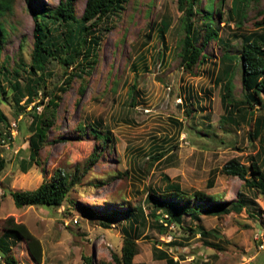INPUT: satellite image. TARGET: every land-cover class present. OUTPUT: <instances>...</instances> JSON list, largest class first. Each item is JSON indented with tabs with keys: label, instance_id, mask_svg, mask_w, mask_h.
Segmentation results:
<instances>
[{
	"label": "rangeland",
	"instance_id": "rangeland-1",
	"mask_svg": "<svg viewBox=\"0 0 264 264\" xmlns=\"http://www.w3.org/2000/svg\"><path fill=\"white\" fill-rule=\"evenodd\" d=\"M10 1L12 12L0 19L6 31L0 61L8 59V69L13 70L18 60L30 63L33 14L54 9L61 0ZM85 1L73 0L76 20ZM191 1L193 33L203 35L206 24L217 33V39L202 45L203 61L191 74L180 64L186 9L177 0H128L114 21L100 28L97 63L91 74L73 79L65 92L57 91L66 78L64 73L79 71L49 60L47 88L61 101L38 165L25 174L19 164L28 161L27 127L35 103L21 113L12 92H7V99L0 98L5 118L0 131H8L13 122L18 126L14 152L10 159L6 157L9 161L0 176V238H4L3 220L11 217L40 242L41 264H87L85 259L89 264H116L112 256L120 257L122 228L128 230L131 223L137 251L133 264H165L154 257L155 247L178 264H264V196L222 171L228 161L237 159L249 178L251 161L264 163V142L259 143V137L251 140L244 119L239 118L238 125L221 119L226 73L233 76L232 98L241 100L250 93L241 85L239 65L222 57L237 56L247 41L264 44V0L248 1L241 25L231 16L232 0ZM161 20L168 24L163 32ZM3 85L7 90L5 81ZM132 85H136L135 101L130 103ZM42 111V107L36 109L37 114ZM252 121L255 126L259 121L264 125V104H255ZM80 122L83 130L77 128ZM105 135L111 141L103 147L98 138ZM260 138L264 140V132ZM163 152L161 158L152 159ZM92 154L99 155L96 162L89 161ZM59 169L78 170L77 182L61 207L14 206L10 191L34 190ZM164 176L185 193H224V203L242 196L247 206L239 214L220 217L200 215L194 220L183 216L181 226L169 225L166 235H161L149 217L157 202L147 197L150 191L166 189ZM139 210L148 218L144 226L137 225L138 217H134ZM114 213L120 214L115 221L111 219ZM156 214L155 220L160 221L162 214ZM190 227L205 230L209 236L193 234ZM10 246L20 264H33L24 243L10 241Z\"/></svg>",
	"mask_w": 264,
	"mask_h": 264
},
{
	"label": "trees",
	"instance_id": "trees-1",
	"mask_svg": "<svg viewBox=\"0 0 264 264\" xmlns=\"http://www.w3.org/2000/svg\"><path fill=\"white\" fill-rule=\"evenodd\" d=\"M127 1L86 0L82 15L76 20L73 12V0H61L54 9H44L39 13H34L32 16L34 28L30 63L27 65L23 61L18 60L13 70H11L8 69V59L0 61V98L5 100L7 99V92H12L15 95L13 102L21 113L35 103L30 114L31 121L27 127L29 133L27 142L28 161L24 162L22 160L19 164V170L23 174L28 172L33 164L38 165L39 152L47 140L48 130L55 126L57 108L61 101V97L57 93L48 91L45 81L47 63L49 60H53L62 67L76 66L79 71V74L74 70V72L69 74L64 73L66 78L58 87L57 91L59 92H65V88H69L76 77L83 79V76H89L97 63L96 48L99 46L100 37L98 33L100 28L105 23H112L114 18L124 9ZM248 1H231V16L238 20L237 25H241ZM191 2V0H177L179 7L186 9L182 24L184 36L180 40V64L182 69L190 74L193 73L194 69L199 68L203 61L201 55L202 45L211 39H217V33L210 24L205 25L203 35H195L193 33L194 24L191 21L193 12ZM12 7L13 4L10 0H0V19L10 14ZM160 24L162 32L168 29V24L165 20H161ZM5 37L6 31L0 27V52L2 41ZM198 43L201 44V48L198 47ZM222 58L239 65L241 85L250 93L243 94L244 96L241 100L232 98L231 81L233 76L226 73L224 84L226 93L222 94L221 97L224 105V115L221 119L234 125H238L239 118L244 119L251 130L249 134L251 140L253 137L255 139L259 137L258 142L262 143L264 140L260 138V132H264V125L261 121L256 126L253 125L252 118L255 104L259 107L264 104L262 98L264 94V44L259 46L256 40L247 41L241 46L237 56ZM21 79H23V83ZM3 81H5L9 91L4 90ZM135 88L136 85H132L130 88V103L135 101ZM79 91L82 94L83 89ZM45 99H48L46 103L44 102ZM21 102L23 104L19 106ZM39 107H42L43 111L37 114L36 109ZM3 123H5V118L0 110V124ZM257 126H260V128ZM77 128L83 130L84 127L81 122L78 123ZM17 129L18 126H16V131H18ZM19 132L22 133V129H19ZM7 133V131L3 133L0 131V136ZM98 139L103 147L111 141V138L107 135ZM163 155L164 152L156 154L152 159H159ZM98 157V154H92L89 161L96 162ZM8 159L0 157V176L5 172ZM262 164L263 166H261ZM249 165L251 170L249 178L246 177V169L237 159L228 161L223 166L222 171L225 175L235 176L243 181L245 188L255 191V194L264 196V163L251 161ZM77 171L76 169L73 173H67L61 169L56 170L49 179H44L36 189L31 191H10L9 195L14 206L18 209L23 207L57 209L62 206L74 184H76ZM164 181L166 189L162 193L150 191L151 195L147 197L149 202H157V205L151 209L149 217L161 235H166L169 225L181 226L183 216H188L194 220H197L200 215L220 217L231 213L239 214L247 206L242 196H239L236 201L224 203L221 202L225 196L224 193L209 195L197 191L185 193L176 184H171L168 177L164 176ZM191 201L198 202V204L192 206L190 204ZM157 212L162 214V221L161 219L160 221L155 220ZM127 215L134 216L130 212ZM112 217L111 219L115 221V219L120 217V214L114 213ZM134 217H138L137 225L142 224L144 226L148 221V218L143 217L141 210H139L138 216ZM136 221L137 219L133 222L135 223ZM1 229L4 238H0V264H20L12 254L10 241L15 245L19 242L24 243L32 263L41 264L43 257L42 246L25 225L16 223L13 218L9 217L3 220ZM132 230L133 225L131 223L128 226V230L126 227L122 228L123 237L120 257L112 256L116 264H133V258L137 251L131 234ZM188 231L193 232L194 230L190 227ZM193 234H199L204 238L209 236L205 230H195ZM213 247L215 246L213 245ZM153 255L157 260L164 261L165 264H178L166 251L157 247L153 248ZM85 262L87 264L90 263L88 259H85Z\"/></svg>",
	"mask_w": 264,
	"mask_h": 264
},
{
	"label": "built area",
	"instance_id": "built-area-1",
	"mask_svg": "<svg viewBox=\"0 0 264 264\" xmlns=\"http://www.w3.org/2000/svg\"><path fill=\"white\" fill-rule=\"evenodd\" d=\"M11 128L8 129V133L0 136V157H10L13 153L12 144L15 136L17 135L16 126L17 123H11ZM17 154V151L15 152Z\"/></svg>",
	"mask_w": 264,
	"mask_h": 264
},
{
	"label": "clouds",
	"instance_id": "clouds-1",
	"mask_svg": "<svg viewBox=\"0 0 264 264\" xmlns=\"http://www.w3.org/2000/svg\"><path fill=\"white\" fill-rule=\"evenodd\" d=\"M1 158H6V157H1ZM7 158H8V157H7ZM7 158H6V159H7ZM9 158H10V157H9Z\"/></svg>",
	"mask_w": 264,
	"mask_h": 264
},
{
	"label": "crops",
	"instance_id": "crops-1",
	"mask_svg": "<svg viewBox=\"0 0 264 264\" xmlns=\"http://www.w3.org/2000/svg\"><path fill=\"white\" fill-rule=\"evenodd\" d=\"M10 156V155H9Z\"/></svg>",
	"mask_w": 264,
	"mask_h": 264
}]
</instances>
